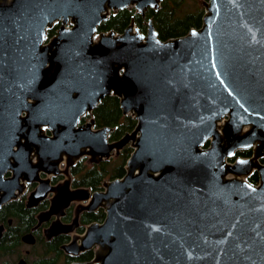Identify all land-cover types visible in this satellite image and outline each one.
Returning <instances> with one entry per match:
<instances>
[{
  "label": "water",
  "instance_id": "95a60500",
  "mask_svg": "<svg viewBox=\"0 0 264 264\" xmlns=\"http://www.w3.org/2000/svg\"><path fill=\"white\" fill-rule=\"evenodd\" d=\"M160 2L0 0V204L39 179L29 206L54 191L51 211L102 207L80 245H64L92 258L71 264H264V0H204L201 25L167 39L151 18L145 32L133 18L98 29L110 10L144 17ZM111 94L136 124L109 141L111 126L79 122ZM128 142L125 173L101 190L40 176Z\"/></svg>",
  "mask_w": 264,
  "mask_h": 264
},
{
  "label": "trees",
  "instance_id": "16d2710c",
  "mask_svg": "<svg viewBox=\"0 0 264 264\" xmlns=\"http://www.w3.org/2000/svg\"><path fill=\"white\" fill-rule=\"evenodd\" d=\"M204 0H161L158 8L149 7L143 17L135 10L133 6L110 10L108 17L103 20L99 26V31L115 30L122 32L133 18L134 23L139 30L145 31L147 20L152 19V23L162 39L176 37L186 34L191 27H199L202 22L204 13ZM58 23L47 28L46 36L49 37L56 32ZM94 118L95 126H111L109 137L111 139L120 138L125 132L130 131L136 124V119L131 114H124L119 105V98L116 95H106L97 106L86 114ZM83 117V120H85ZM207 146V143H205ZM132 148L128 145L117 154L115 158H108L99 161L89 160L87 156H82L69 168V175L73 185L85 186L91 190L102 189V183L106 178L121 177L125 173L126 160L129 157ZM252 148L237 149L233 156L228 158L230 161L237 156H250ZM116 159V161H114ZM264 162V156L261 158ZM6 174H9L8 172ZM247 179L257 183L258 175L253 172L247 176ZM10 211L18 213L20 218L17 231L20 232L25 228V224L32 220V213L24 208L23 204L10 202ZM85 215V214H84ZM85 221L94 219L103 220L104 210L98 209L86 213ZM30 218V219H29ZM22 219V220H21ZM27 220V221H26ZM14 237L16 234L14 233ZM92 256V251H88L86 258Z\"/></svg>",
  "mask_w": 264,
  "mask_h": 264
},
{
  "label": "flooded vegetation",
  "instance_id": "af4514ba",
  "mask_svg": "<svg viewBox=\"0 0 264 264\" xmlns=\"http://www.w3.org/2000/svg\"><path fill=\"white\" fill-rule=\"evenodd\" d=\"M63 167L64 164L62 162L60 164L62 169L60 173L56 175L41 173L40 176L41 178H49V186L60 185L65 178L69 177V188L85 187L73 185L69 175L70 166L67 172H63V169H65ZM39 183V179L25 182L23 189L17 191L15 197L0 204V264H71L90 260L93 256L94 247L79 249L78 252L74 253L66 251L64 245L70 244L71 248L76 249L81 243L79 236L82 235L86 226L98 221L94 219L85 221L86 213L104 209L102 207L87 209L83 205L88 203V199H72L60 211L58 209L51 211V198L54 195V191H49L36 204L29 206L27 205L28 194ZM28 188L30 191L27 193L26 190ZM89 190L95 191L91 190V188ZM10 202L22 203L24 208L32 213V220L27 222L24 225L25 228L20 232L16 229L20 218L17 212L10 211ZM57 219H59L61 224L55 222ZM62 224L66 226L73 225V228L68 231L51 233L55 229L54 227L58 228ZM14 233L16 237H14ZM88 251H92L90 258H86Z\"/></svg>",
  "mask_w": 264,
  "mask_h": 264
},
{
  "label": "rangeland",
  "instance_id": "374dc122",
  "mask_svg": "<svg viewBox=\"0 0 264 264\" xmlns=\"http://www.w3.org/2000/svg\"><path fill=\"white\" fill-rule=\"evenodd\" d=\"M56 22H54V24H55ZM58 24H59V22H57ZM53 24V25H54ZM66 25H68V26H70L71 25V22L70 21H68L67 23H66ZM57 29V28H56ZM142 31V30H141ZM142 32H145V31H142ZM56 33V32H55ZM54 33V34H55ZM52 35H50L49 37H47V38H50ZM91 113V112H90ZM90 113H88V114H90ZM132 115V114H131ZM86 115H84V116H82V118H81V120H80V122L79 123H82V122H84L85 120H87L88 118H90L91 116L90 115H88L87 117H85ZM83 117H85V120H83ZM134 117V116H133ZM135 118V117H134ZM78 123V124H79ZM93 128H97V126H95V125H93ZM112 130V129H111ZM110 130V131H111ZM47 132H48V130H46ZM110 131H109V134H110ZM110 140H116V139H111L110 137H109V141ZM126 145H128V146H130L132 149H133V147L130 145V143L128 142V143H126V144H124L121 148H119V150H115V149H113L112 150V155L111 156H109V157H105V158H102L101 160H103V159H108V158H115L116 156H117V154L123 149V147L124 146H126ZM84 156H87L88 158H89V156L88 155H84ZM89 160H90V158H89ZM229 160V159H228ZM259 160L261 161V158H259ZM114 161H116V159L114 160ZM230 161V160H229ZM261 162H263V161H261ZM63 164H64V167L63 168H65L66 167V165H65V162H63ZM69 168V167H68ZM67 168V169H68ZM67 175V174H66ZM229 176H231V175H229ZM107 179H110V178H106L105 180H107ZM30 191V189L28 188L27 190H26V192L28 193ZM30 193V192H29Z\"/></svg>",
  "mask_w": 264,
  "mask_h": 264
}]
</instances>
